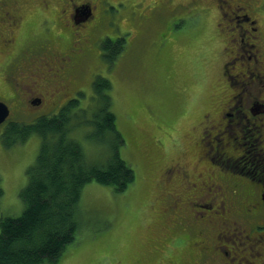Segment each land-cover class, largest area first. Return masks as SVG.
<instances>
[{
  "label": "rangeland",
  "instance_id": "rangeland-1",
  "mask_svg": "<svg viewBox=\"0 0 264 264\" xmlns=\"http://www.w3.org/2000/svg\"><path fill=\"white\" fill-rule=\"evenodd\" d=\"M5 2L0 8L5 7ZM213 2L205 3L209 10L213 9V4L216 5ZM17 3L21 19L15 34L22 31V42L40 36L42 19L47 16L54 25L53 33L49 19L45 26L51 33L50 37L54 38V48L58 52H66L72 47L74 37L57 23L59 5L53 6L52 9L57 10L55 12L47 8L43 0H17ZM209 13L208 23L188 15L171 17L169 21L178 17L180 20L173 27L165 26L156 37L154 29L159 28V22L148 27L147 32L123 19L122 29L138 32L135 37L131 36L132 42L125 44L112 66L99 63L94 57L96 51L91 57L78 61L72 85L64 93L56 92L57 85L51 77L47 83L26 80L32 87L24 84L15 86L7 74L11 72V63L1 59L10 56L13 49L7 53L0 49V100L9 105L14 102L16 88L24 94L33 88L30 92L33 96L44 94L45 112L56 113L66 100L77 98L78 94L84 95L81 98V106L84 107L90 102L94 75L108 78L112 84L111 110L117 129L125 139L120 155L135 173L134 181L123 192L96 182L84 187L74 240L53 264H201L205 260L206 264H228L216 255H201L198 246L205 245L194 240V234H199V225L192 222L190 215L193 212L189 209L190 200L194 198L203 205L212 203L211 195L204 192L212 187V183L215 186L210 191L219 190L217 185L222 182L218 173L217 178L211 177L213 164L209 157L215 158L211 151L206 153L209 141L207 138L202 140V133L206 132L208 136L209 130L206 129L212 123L222 122L220 109L230 93L221 74L229 59L225 48L229 46V32L215 27L220 21L218 12L213 9V13ZM151 16L152 21L157 20L155 13ZM261 19L264 20V13ZM260 23L264 37V24ZM3 34L0 31V35ZM59 34L62 39H55ZM262 48L263 59L260 56L259 59L264 66V43ZM46 69L44 66L40 71L46 73ZM77 89L79 93L74 94ZM35 114L20 112L12 106L9 120L29 121ZM2 127L0 184L3 195L0 197V216L16 217L23 210L19 192L26 184V171L37 155L39 137L33 135L24 143L5 147L1 141ZM85 132L82 128L77 129L71 137L81 144L89 161L104 160L107 155L105 147L90 142ZM193 184L197 185L194 187ZM227 204L235 203L228 199ZM245 218L257 221L256 217L238 218L242 220L244 230L237 227L232 236H222L237 237L236 242H239L244 239L241 233H247L251 239H245L242 250L252 263L242 260L246 261L244 264H254L257 263L256 249H260L264 242V229L258 230L260 232L250 229L251 223ZM223 228L219 223L218 230ZM211 241L205 240L207 246L212 245ZM219 252L229 262H239L235 255L223 250Z\"/></svg>",
  "mask_w": 264,
  "mask_h": 264
},
{
  "label": "flooded vegetation",
  "instance_id": "flooded-vegetation-1",
  "mask_svg": "<svg viewBox=\"0 0 264 264\" xmlns=\"http://www.w3.org/2000/svg\"><path fill=\"white\" fill-rule=\"evenodd\" d=\"M3 1L6 2L5 7L0 8L2 13L0 14V31L4 32L0 35V49L2 48L4 53L13 49L10 56L1 58L3 62L11 63L12 68L11 72L7 73L8 77L15 86L24 84L29 87L31 84L26 80H30L31 83L38 81L47 83L48 77H51L57 85L55 87L58 93H64L70 89L78 61L91 57L96 51L94 57L102 65L108 66L111 53L103 47L107 43L113 47L119 44V40H123L122 45L125 48L126 43L132 42L131 36L135 37L138 32L122 29L123 19L147 32L148 27L159 22V28L154 29L156 37L165 26L173 27L180 20L178 17L174 21H169L171 17L188 15L192 19L199 17L208 23L209 12L213 13V9L218 12L220 21L215 24V27L219 26V31L229 32V46L225 47L228 50L229 59L223 65L221 74L230 93L220 109L222 122L212 123L206 129L209 130L208 136L206 132L202 133V140L208 139L209 148L206 153L211 151L215 158L213 160L209 157L213 164L211 177L217 178L216 173H218L221 178L224 170L234 171L240 176L249 178L248 184L251 191L245 190V193H242V188L236 191L229 187L223 188V184L220 183L217 185L220 192L212 193L210 189L215 186L212 183V187L207 188L210 193L204 192L211 195L212 203L207 206V204L198 203V198L190 200L189 209L193 212L190 218L193 223L199 225V234H194L195 242H202L205 245V247L198 246L201 255L205 253L209 256L216 255L225 259L228 264H244L246 261L252 263L242 250L245 239L249 237L247 233L245 235L241 233L244 239L239 242H236L237 237L222 235L232 236L235 228L242 227V220H238L242 217H256L255 222L245 218L251 223L250 229L254 231L264 229V205L261 198L264 189V66L259 59V56L263 59L261 52H263L264 37L261 33L260 21L264 24V20L261 19L264 13V0H176V3L173 0L158 2L150 0V2L153 1L152 3H148L147 0H43L47 8L60 6L57 23L74 37L71 41L72 47L70 46L66 52L60 50L58 52L54 48V38L50 37L54 31V25L47 16L42 19L43 29L40 36L22 42L24 39L23 34L21 36L22 31L15 34V28L21 19L17 0H0V5ZM207 1L216 3L215 6L213 4V9L209 10ZM145 2L147 4L141 9ZM52 10L57 12L56 9ZM152 12L157 16L155 21H152L151 15L154 14ZM47 20L50 21V25L52 24L51 33L45 29L48 25ZM120 32L123 34L120 35ZM60 35H56L55 39L61 40ZM44 66H47L46 73L40 71ZM31 89L30 92H33ZM30 92L25 94L22 92V94L17 88L15 89L14 102L10 105L5 102L9 108V116L1 126H4L11 118L12 106L20 112H31V114L39 112L35 115L46 111V108L43 109L44 94L38 93L33 96ZM77 92L79 93V89L75 90L74 94ZM204 145L207 144L204 143ZM182 174L185 175L183 169ZM230 177L229 175L228 178ZM196 185L193 184L194 187ZM236 187L239 186L236 184ZM241 194L243 196H240ZM228 199L235 204H227ZM197 207L201 209L198 210ZM199 217L202 219L201 222L198 221ZM219 223L224 226L223 230H218ZM242 229L244 230L243 227ZM207 239L212 240V245L207 246L205 242ZM221 240L223 243H220ZM220 250L235 255L239 262H229L222 252H219ZM255 257L258 264H264V242L260 249H256ZM205 261L201 264H206Z\"/></svg>",
  "mask_w": 264,
  "mask_h": 264
},
{
  "label": "trees",
  "instance_id": "trees-1",
  "mask_svg": "<svg viewBox=\"0 0 264 264\" xmlns=\"http://www.w3.org/2000/svg\"><path fill=\"white\" fill-rule=\"evenodd\" d=\"M123 43L119 40L113 47L109 43L103 47L111 53L109 64L123 52ZM111 89L108 78L96 76L88 105L81 106L84 95L78 94L56 113L43 112L29 121L9 120L2 127L1 141L5 147L19 145L37 135L39 148L26 171V184L19 192L22 213L16 217L0 216V264L55 263L74 240L84 187L96 182L123 192L134 181L133 168L120 155L125 139L117 129L111 110ZM81 128L90 142L105 147L104 160L86 158L81 144L71 137L73 131ZM224 171L223 188L236 191L242 188V193L251 191L246 185L249 178Z\"/></svg>",
  "mask_w": 264,
  "mask_h": 264
},
{
  "label": "water",
  "instance_id": "water-1",
  "mask_svg": "<svg viewBox=\"0 0 264 264\" xmlns=\"http://www.w3.org/2000/svg\"><path fill=\"white\" fill-rule=\"evenodd\" d=\"M8 116H9L8 106L4 102L0 101V125L4 123V121L7 119ZM262 200L264 202V190L262 193Z\"/></svg>",
  "mask_w": 264,
  "mask_h": 264
}]
</instances>
